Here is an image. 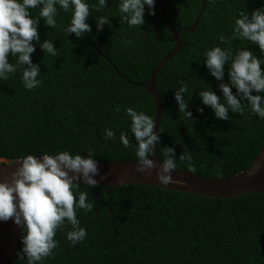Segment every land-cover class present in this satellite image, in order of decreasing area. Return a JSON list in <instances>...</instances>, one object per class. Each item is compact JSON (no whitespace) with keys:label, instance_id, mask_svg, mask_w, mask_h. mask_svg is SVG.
<instances>
[{"label":"trees","instance_id":"16d2710c","mask_svg":"<svg viewBox=\"0 0 264 264\" xmlns=\"http://www.w3.org/2000/svg\"><path fill=\"white\" fill-rule=\"evenodd\" d=\"M160 2L169 25L180 30V46L153 79L161 100L159 160L164 158V146H170L178 169L211 177L247 169L263 143L264 120L247 109L242 115L229 112L227 120L216 119L195 90L209 84L221 95L219 81L203 64V51L219 44L218 35H231L238 12L246 10L250 16L253 9L264 6V0H205L195 25L202 0ZM117 3L106 0L101 12L90 8L86 22L91 31L79 39L61 31L70 11L58 9L55 29L42 20L38 23L39 39L53 40L57 56L43 53L33 42L30 58L40 67L39 87L25 90L19 71L0 80V160L11 162L25 154L39 157L65 149L87 155L88 147L95 149L96 161L136 160L124 109L143 110L154 119V99L136 83L148 78L173 48L174 38L156 0L154 15L145 6L140 28L120 23ZM29 11L37 16L39 8ZM104 13L110 23L97 31L93 17ZM230 45L233 51L248 48L264 59L257 46L246 40L234 39ZM9 61L15 63V57ZM260 67L264 71V64ZM224 71L227 83V66ZM181 83L188 86L186 100L191 94L187 108L195 119L190 124L178 113L173 96ZM231 91L235 94V88ZM116 106L119 112L113 110ZM198 106L203 112L196 111ZM105 128L113 130L114 139L104 138ZM121 131L128 136V148L120 143ZM184 151L190 153V161L178 159ZM79 190L88 191L94 204L91 211L76 213L86 230L85 239L72 245L65 238L67 229H57L55 255L40 264H264V193L216 200L142 184L109 191V186L89 189L81 183ZM21 248L19 236L13 264H26L17 256Z\"/></svg>","mask_w":264,"mask_h":264},{"label":"clouds","instance_id":"9594fccd","mask_svg":"<svg viewBox=\"0 0 264 264\" xmlns=\"http://www.w3.org/2000/svg\"><path fill=\"white\" fill-rule=\"evenodd\" d=\"M155 0H118L117 13L121 24L129 28L139 27L145 23V6L149 15H154ZM39 8L37 16L30 9ZM90 8L101 12L106 9V0H0V80H6L19 71L20 80L25 90L39 87L41 72L39 64L33 63L30 54L38 44L43 53L51 57L57 56L53 40H40L38 23L42 20L52 29L57 27L58 9L71 12L66 26L61 28L67 36L74 34L77 39L91 31L86 19L90 16ZM96 30L109 25V16L104 13L96 17ZM219 44L203 51V64L209 74L219 81L217 87L221 95H217L209 84L206 88L195 90L201 104L209 106L216 119H229V112L242 115L245 109L264 120V71L261 65L264 59L253 55L248 48L233 51L230 41L246 40L256 45L261 57H264V6L248 12H238L233 18L232 31L229 37L218 35ZM126 43L131 44V40ZM219 45H226L220 47ZM15 57V63L9 57ZM227 66V83L224 80ZM235 88V94L231 91ZM174 100L177 111L189 124L195 119L187 106L191 94L185 98L188 86L181 83L174 88ZM255 93V94H253ZM119 112V106L113 109ZM197 112L203 108L197 107ZM129 118V131L135 141V172L151 174L155 169L157 180L164 185L171 182V172L176 169L174 149L164 146L163 160L159 164L150 157L159 143V135L154 131L155 120L143 110L132 107L124 109ZM159 131H161L159 129ZM111 128L104 129L106 140L114 139ZM120 143L129 147V139L125 132L119 134ZM87 155L70 153L67 149L49 154L45 152L37 157L25 154L15 161L17 167L11 174V180L0 181V221L12 219L21 230L22 248L17 256L26 264H40L44 258H53L54 249L58 247L54 239L57 229L66 228L65 238L72 245L82 242L86 230L80 226L77 211L89 212L93 209V200L88 191L79 190V186L87 185L89 189L98 184L94 177L99 175L97 161L94 159L95 149L88 147ZM181 161H190L191 155L184 151L178 157ZM264 168V164L254 165ZM100 175V179H104Z\"/></svg>","mask_w":264,"mask_h":264},{"label":"water","instance_id":"95a60500","mask_svg":"<svg viewBox=\"0 0 264 264\" xmlns=\"http://www.w3.org/2000/svg\"><path fill=\"white\" fill-rule=\"evenodd\" d=\"M159 6L163 22L166 28L171 32L174 38L173 48L158 62L154 67L148 78L142 83H136L145 87L148 93L153 97L155 103V126L154 131L158 132L160 117H161V100L158 91L153 86V79L160 67L172 57L180 46L179 32L180 30L173 29L167 20L165 10L160 2L156 0ZM205 0H202L200 10L197 13L193 25L196 24L197 19L204 7ZM183 30H191L184 28ZM158 145V144H157ZM157 145L154 148L153 154L150 157L153 161L159 164L157 156ZM13 160L11 162H4L0 160V181H10L11 174L17 167V163ZM136 160H114V161H97L99 175L94 177L99 182L97 185L109 186V191L117 186L124 184H142L149 186H157L160 188L175 190L184 193L198 194L207 197H213L216 200L220 198H231L237 195L247 193H264V171L257 167L253 174V166L264 163V140L257 153L255 154L250 166L236 174L227 177L220 176H204L195 172L173 169L171 172V182L167 185L161 184L155 175V169L151 174H142L135 172ZM100 175L105 178L100 179ZM110 208V200L108 202ZM20 228L13 223L9 218L7 221H0V264H13L15 252L20 236Z\"/></svg>","mask_w":264,"mask_h":264}]
</instances>
